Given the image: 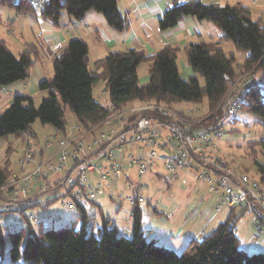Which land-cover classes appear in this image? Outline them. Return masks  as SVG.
<instances>
[{"label": "trees", "instance_id": "trees-1", "mask_svg": "<svg viewBox=\"0 0 264 264\" xmlns=\"http://www.w3.org/2000/svg\"><path fill=\"white\" fill-rule=\"evenodd\" d=\"M119 0H46L43 11L32 7L29 0H0V8L13 9L17 14L39 13L41 18L57 26L64 15L77 21L90 13L101 14L118 33L128 29L122 16ZM186 17L212 23L221 33L218 42L192 43L184 48L185 59L193 76H181L178 58L180 48L167 45L155 56L143 51L111 52L93 66L89 46L83 39H74L52 58L54 77L42 81L38 89L46 96L38 108L31 98L16 96L9 108L0 115V140L14 136L38 140L33 129L36 121L65 132L69 125L68 111L83 130L99 127L110 117L109 108L94 100L95 86L104 82L111 107L123 109L138 101H155L170 107L177 104H202L216 109L231 83L246 72L264 76V20L255 21L251 9L238 3L235 6L206 4L200 1L175 2L159 20L161 31L175 28ZM231 42L246 57L238 66L234 53L227 54L223 44ZM27 47L18 57L5 42H0V89L26 81L34 67V54ZM149 65L150 79L146 85L139 81V67ZM204 81L202 85L200 80ZM254 115L264 128V88L253 86L240 107ZM218 116L221 118L222 110ZM259 147L262 162L254 159L257 175L264 183V140L249 144L250 154ZM11 152V150H9ZM256 156V155H255ZM11 163L0 166V189L10 177ZM78 219L71 227L51 230L45 223L25 225L14 230L0 224V264H264V254L249 256L241 249L235 233V217L231 214L211 234L192 240L181 254L149 241L142 230V213L134 216L133 237L118 235L103 218L100 238L88 234V214L78 207ZM79 220L81 227L78 226Z\"/></svg>", "mask_w": 264, "mask_h": 264}, {"label": "built area", "instance_id": "built-area-1", "mask_svg": "<svg viewBox=\"0 0 264 264\" xmlns=\"http://www.w3.org/2000/svg\"><path fill=\"white\" fill-rule=\"evenodd\" d=\"M256 2L257 0H252V3ZM29 3L40 12L46 6V0H29ZM249 73L253 74L250 84L246 89L238 88L231 92L229 98L230 93H226L220 108L222 116L209 128L194 129L182 125V117L148 100L139 101V106L128 110L155 114L154 120L157 121L143 117L135 124H128L124 118L125 113L117 112V115L111 116L115 111H122L111 107L110 117L104 122L106 128L97 136L94 135L93 139H88L89 132L83 130L79 124L69 125L64 135L53 128L43 146L44 151L53 150V157L42 162L34 175L27 176L23 185L12 189L8 203H15L0 205L1 212H11L12 215H9L10 220L0 215V224L14 230L22 229L25 224L22 211L24 216L29 217L30 222L59 221L61 217H55L59 213L57 211L46 215L27 212L30 206L28 201L33 198L42 204L46 200L66 197L70 202H62L63 210L76 212L79 206L84 208V204L100 199L108 189L106 186L120 180L124 171L136 167L141 177L154 171L157 163L161 162L169 173L166 176L168 182L178 178V167L189 173L196 172L197 179L220 198L215 212L220 213L223 209L247 211L256 230L255 239H264V183L232 171L224 159L213 151H218V141L226 132V122L240 110L248 91L253 86L264 88V76H258L254 71ZM29 143L31 144V139ZM27 149L21 161L22 165L35 161V148L29 145ZM93 173L98 176L96 184L90 179ZM125 177L130 182L129 190L133 194L118 197L117 201H127L132 206L131 216L134 217L136 210L146 199L141 194L142 187L133 184L129 173ZM31 185L34 188L41 185L39 188L46 193V197H29L36 194V189L33 190Z\"/></svg>", "mask_w": 264, "mask_h": 264}, {"label": "crops", "instance_id": "crops-1", "mask_svg": "<svg viewBox=\"0 0 264 264\" xmlns=\"http://www.w3.org/2000/svg\"><path fill=\"white\" fill-rule=\"evenodd\" d=\"M188 1H200L206 4H218L221 6H235L238 3H242L244 6L251 9L248 0H119V10L128 22V29L124 33H118L113 30L108 25L105 18L98 13H90L80 21L64 15L60 24L55 26L51 22L42 19L39 13L36 15L17 14L13 9L0 8V42H5L11 53L17 57L29 46L33 47L32 49L37 53V56L34 54V67L31 71V75L26 81L19 82L8 88L0 89V112L4 109L5 105L10 106L16 96L28 97L33 99V101L44 98L46 94L41 93L38 86L42 81L54 77L53 56L60 53L69 42L74 39H83L88 44L90 51L89 60L92 66L96 62L105 59L111 52L138 50L153 57L158 54L163 47L173 45L180 48L178 64L181 76L185 79L193 76L192 69L184 56V48L192 43L218 42L221 33L212 23L206 21L201 22L193 17H186L173 29L161 31L159 20L162 18L165 11L173 6L175 2L184 3ZM259 18L264 19L263 15L259 16ZM222 48L224 49L223 46ZM148 69L149 66L141 65L139 67L138 73L140 79V76H143L144 79H149V73L147 75ZM1 142L0 140V144H2ZM23 152L24 149L21 155ZM47 158L49 157H40L39 160H46ZM159 176L160 174H153L148 179L150 191L148 192L149 197H147L145 201L146 207L141 208L142 204L138 207L142 215L146 213L148 216V227L145 229L142 228V230L145 232L148 240L149 237H152L149 241L155 240L159 246L173 250L176 253H178V251H184L192 240H200L209 235V233L206 232L209 228L206 226L211 222L216 226L209 230L215 231L217 226L227 221L231 214H236L237 209L233 211L229 210L223 219V217L219 216L223 210L220 213H212L215 216L212 215V219H209V221L204 224L203 228L200 226L187 229L189 222H192L194 225L202 211L206 210L212 212L213 207H208V201H200L198 208L191 210V208L196 205L192 202L194 199L189 201L187 198L183 199L181 195L185 190H188V188H190V191L194 190L200 192L198 184L195 185L192 183L188 186H183L177 183L164 190L166 187L157 179ZM90 179L93 184L98 182V176L94 173L91 175ZM135 179L138 178L134 177L132 182L137 183L138 181H134ZM99 200L102 202V205L107 203V201L105 202L102 198ZM111 200L115 202L114 198ZM123 204L124 201L120 203L121 207ZM84 205L87 214L89 210L97 208L103 212L102 206L98 205L97 201ZM128 205L130 210L127 216H129L131 221L127 222L134 223V217L131 216L132 206L130 204ZM38 208L39 210L51 209V211L59 212L61 214L60 221L71 214L67 213L66 215H62L63 210L61 207L57 210L54 206L36 207V209ZM75 213L78 214L77 211ZM241 214L242 210L239 216ZM91 216L92 215L88 214V222L91 220ZM239 216L235 219V233L240 239L242 246L243 239H247L249 243L253 241L250 242V237L242 238V233L239 228ZM5 218L10 220L8 216ZM103 218L110 221L108 225L114 226L117 231H119V224L117 222H114L112 218H106L105 216H103ZM33 226L35 228L38 227V223H33ZM125 228L126 230L129 229L124 225V231H126ZM172 232L177 233L176 235L179 236L178 240L168 237V235H174ZM255 236L256 235L253 236L255 241L261 240L255 239ZM261 244L264 245V239Z\"/></svg>", "mask_w": 264, "mask_h": 264}, {"label": "rangeland", "instance_id": "rangeland-1", "mask_svg": "<svg viewBox=\"0 0 264 264\" xmlns=\"http://www.w3.org/2000/svg\"><path fill=\"white\" fill-rule=\"evenodd\" d=\"M248 1L252 9L251 12L253 15V19L255 21L262 19V18H259V16L263 15L264 17V13H261V12H264V1L257 0L256 3H252V0H248ZM223 47L227 53H234L236 55L238 66L242 65L246 57L245 52L238 51L235 45L231 42L224 43ZM142 66H149V65L143 64ZM148 73H149V69L147 71V75ZM256 75L259 76L260 74H256ZM140 77L141 79L139 78V81L141 85H146L149 82L150 75H148L149 79L148 78L144 79L143 76H140ZM252 77H253V74L246 72L242 76L237 78L233 83H231L227 91L230 93L228 95V98L230 97L231 92L237 90L238 88L246 89L247 86L250 84V79H252ZM200 83L203 85L204 81L201 79ZM93 97L96 102L103 104L107 108L110 107L109 95L106 92V86L104 82L100 81L95 86L94 91H93ZM42 99L34 101V106L36 108L40 106ZM150 102L156 103L155 101H150ZM140 103L141 102L139 101L130 103L127 106H125L123 109H120L122 111H115V113L111 116L117 115V112L125 113L124 118L128 124H135L143 117H148L151 121H157V120H154V117H156L155 114H151L149 112L134 113L128 110L132 107L139 106ZM156 104L170 109V112L183 118V120H181L182 125L191 126L194 129L209 128L215 125L216 120L219 119L218 114H219V111L221 110L220 108H222V101L220 102L219 106L214 110L210 109L206 102H203L202 104L182 103V104L173 105L172 107L166 104H159V103H156ZM7 108H9V105H5L4 109H2L0 112V115H2L7 110ZM67 119H68L69 125L74 124V123L78 124L75 120V117L69 111L67 113ZM105 128L106 126L103 123L97 128L87 130L89 132L88 139H93L94 135L97 136ZM33 129L38 136V140H35V141L31 140V144L29 143L30 138H31L29 136L25 137L24 141L17 140L14 136H10L4 140H1L2 144H0V166H4L7 162H10L11 167H10V177L7 182V185L5 186V188L0 189V205H4L8 203L12 189H15V187H19L20 185H23V181L26 179L27 176L31 174L34 175L35 171L38 169V166L42 162L45 161V160H39L40 157L51 158L54 155L53 150L51 151L43 150L44 143L47 137L53 131V127L44 126L43 124H41L40 121H36V123L33 126ZM225 130H226L225 134L218 141V148H217L218 151L215 149L213 150L216 152L215 155H217L218 153L219 156L222 159H224V162L226 163L228 168H230L232 171L241 173V175H244V174L248 175L252 180L260 181L259 176L257 175V169L254 164V159L251 157H257V160L259 162H262L263 157L261 154V150L258 147L256 149V152H255L256 156H255L253 154L252 155L250 154L251 152L248 148L251 142L264 140V128L259 123V120L254 115L247 113L244 110H239L234 117L227 120L226 125H225ZM61 132L64 135L65 132H67V130L65 132L63 131ZM29 145L35 148V152H34L35 161L22 165L21 161L24 159L27 153V150H28L27 147ZM23 149H24V152L21 155ZM9 150H11V152H9ZM135 154L136 155L138 154V150L135 151ZM178 168H177L178 178L176 180L172 179L171 182H168L166 180V176L169 173L165 170L161 162L157 163V168L154 171L141 175V177H139V173L136 167H133L131 169L124 171L123 177L120 180L111 182L110 186L107 185L106 187L108 189H106L104 195L100 197V199L101 198L104 199V201L105 202L107 201V203H105V205H102V202H100L99 199L97 200V204L102 206L103 212H101L98 208L88 211V214L92 215L91 220L88 222V226H87L88 234L89 235L94 234L95 237L100 238L101 236L100 230H102L103 223H104L103 216H105L106 218H112L114 222H117L119 224V227H118L119 236H123L128 239H131L133 237L134 223L127 222V221H131L129 219V216H127V213L130 210V207L128 205L129 203L124 201V204L121 207L120 203H122L123 201H120V202L117 201L118 197L123 198L124 196L127 197L133 194L132 191L129 190L130 182L125 177L126 173H129L131 181L134 179V177L138 178L134 180L138 182L137 183L133 182V184L134 185L136 184L142 187L141 194L142 196L145 197V199L149 197L148 192L150 191L148 179L153 174H160V176L157 179H159L162 185L166 187L164 190L168 189L169 187L173 185H176L177 183H180L183 186H188L189 184H192V183L195 185L198 184V187L200 188V192H197L194 190L190 191V188H188V190H185V192L181 195V197L183 199L187 198L189 201H192V199H194V201L192 202L193 204H196V205H194L191 208V210L198 208V204L200 203V201L201 202L208 201L207 202L208 207L209 206L213 207L212 212H209L206 210L202 211V213L199 215L197 222L194 225L192 224V222H189L188 223L189 226L187 229H191V227H200V226H202L203 228L204 224L207 223L209 219H212L213 216H215L213 214L217 213L215 212L214 208H215V205L219 202L220 198L218 195L211 193L209 191L208 186L197 179L196 172L189 173L185 169H178ZM52 179H54V177ZM184 181H186L185 184H184ZM45 185H46V181H44V186ZM39 187H41V185L35 188L33 185H31V188L33 190L36 189L34 191L36 194L33 196H29V197H37L40 199H44L46 197V193L42 192ZM164 194H165V191H164ZM113 198L115 202H112L111 199ZM28 202L30 203V206L28 207L27 212H30V213L34 212L36 214L46 215V214H53V211H51V209L50 210H46V209L39 210V208L36 209V207H39V206H43V207L52 206L53 207L54 206L56 207L55 208L56 210L59 209V207H61V209L63 210L64 208L62 207V202L69 203L70 199H67L66 197H63L61 199L53 198L50 200H46L45 201L46 203L39 204V202H37L36 199L34 200L33 198H31V200ZM12 203H15V202L12 201L8 204H12ZM145 207H146V203L141 205V208H145ZM77 212L79 213V209L77 210ZM228 212H229V209H223V212L219 216L223 217L224 219L225 215ZM23 213L24 211H22L21 213L22 219H24L23 222L25 223L24 226L30 224L31 222L36 223L34 220H31L30 222L29 217L24 216ZM62 213H63L62 215H66L67 213H71V214L70 216L65 217L62 221H60L61 220L60 218L59 221L55 220V222H45L46 227L51 230H62V229L71 227L72 224L77 221V218H78L77 213L65 211V210H63ZM239 213H241V209L236 210V214L234 215V217L238 218ZM0 215L4 218L6 216L10 218L9 215H12V214L11 212H1L0 211ZM60 215L61 214L58 213L56 214L55 217H58ZM249 216L250 215L247 213V211L242 210V214L239 216L240 217L239 228H240V232L242 233L241 235L242 238L250 237L251 238L250 242L251 241L253 242L249 243L247 239L245 240L243 239L242 241L243 245L241 246V249L244 250L249 256L264 254V245L261 244L263 243V239L258 238L261 240H256V241L253 239V236L256 235V230L253 226L252 218L251 216L250 217ZM79 222L80 224L78 223L79 224L78 226L81 227V221L79 220ZM147 222H148V216L146 215V213H144L142 215V228L143 229L148 227ZM212 223L213 222H211L206 227L209 229L214 228L216 225ZM124 225L125 227L129 229L126 230L125 228L126 231H124L123 229ZM218 227L219 225L217 226V228ZM109 228L113 229L115 227L109 225ZM209 229L206 230V232H208L209 234L214 232V231H210ZM172 233L174 235H168V237L178 240L179 236L176 235L177 233L176 232H172ZM151 238L152 237H149V240ZM182 252L183 251H178L177 254H181ZM4 264H11V263L8 259H6Z\"/></svg>", "mask_w": 264, "mask_h": 264}]
</instances>
